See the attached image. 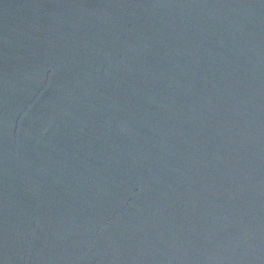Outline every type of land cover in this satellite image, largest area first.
Returning <instances> with one entry per match:
<instances>
[{
  "label": "water",
  "instance_id": "1",
  "mask_svg": "<svg viewBox=\"0 0 264 264\" xmlns=\"http://www.w3.org/2000/svg\"><path fill=\"white\" fill-rule=\"evenodd\" d=\"M0 264H264V0H0Z\"/></svg>",
  "mask_w": 264,
  "mask_h": 264
}]
</instances>
